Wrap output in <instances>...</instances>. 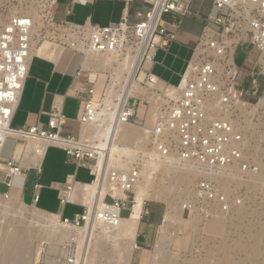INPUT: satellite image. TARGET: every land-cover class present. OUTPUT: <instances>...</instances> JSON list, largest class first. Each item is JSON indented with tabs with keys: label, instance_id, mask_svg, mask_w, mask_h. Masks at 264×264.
Returning <instances> with one entry per match:
<instances>
[{
	"label": "built area",
	"instance_id": "2783aa9c",
	"mask_svg": "<svg viewBox=\"0 0 264 264\" xmlns=\"http://www.w3.org/2000/svg\"><path fill=\"white\" fill-rule=\"evenodd\" d=\"M139 1L150 4V9L145 14L138 13V23L129 24L123 16L118 22L100 26L88 21L77 24L55 20L57 0H4L6 10L0 28V150L8 137L39 144L43 154L47 145H55L77 165L89 168V184L105 185L102 199L91 204L69 200L68 195L75 189L72 180L59 190L61 205L71 201L82 205V211L71 217L58 216L62 225L74 230L94 221L118 225L121 210L129 202L131 207L134 204L135 196L132 201L129 196L141 178L142 163L151 158H174L201 171L191 197L182 203V211L188 215L232 214L254 198L247 183L264 179V0H211L214 7L226 12L206 16L217 28L204 26L176 85L159 80L150 64L155 51L167 52L174 40V35L166 30L168 21L164 16H171L170 23L177 26L179 18L190 15L192 0ZM69 12L68 9L66 13ZM44 40L83 54L114 58L116 71L105 70L103 81L100 68L87 72L83 81L81 72L75 76L79 91L84 94L78 117L80 132L76 136L62 132L67 118L58 109L48 113L47 130L11 126L33 48ZM239 45L258 52L253 72L241 81L240 69L234 63ZM133 69V79L143 92L125 96L123 85ZM247 81L249 88H245ZM101 120L111 127L120 123L142 127L146 150L128 151L127 147L121 156L126 166L111 164L101 169L105 150L98 148L97 138L82 131L83 127L95 128ZM21 171L14 158L0 157L1 182L6 187L0 198L11 197L8 191ZM36 171L38 175L39 168ZM219 172L233 177L226 190L213 178ZM39 187L35 179L33 188ZM260 197L264 200L261 192ZM37 199L35 193L34 206ZM77 249L75 238L62 244L58 264H80Z\"/></svg>",
	"mask_w": 264,
	"mask_h": 264
},
{
	"label": "crops",
	"instance_id": "0c3cea01",
	"mask_svg": "<svg viewBox=\"0 0 264 264\" xmlns=\"http://www.w3.org/2000/svg\"><path fill=\"white\" fill-rule=\"evenodd\" d=\"M68 9L70 12L66 13ZM149 9L150 4L139 0H57L54 16L61 14L63 17L59 20L77 24L88 21L100 26L118 22L125 16L129 24H136L141 20L138 13L145 14ZM189 10L190 15L179 18L177 26L170 23L171 16L165 18L168 21L166 30L174 35V40L169 44L167 52L156 50L150 64L151 72L168 85H176L180 81L204 26L212 25L206 16L226 12V9L219 10L214 7L211 0H192ZM53 45L55 44H52L45 54L32 55L11 126H36L38 129L47 130L48 113L58 109L67 118L62 125V132L76 136L80 132L78 117L83 109L84 94L79 91V82L74 79L76 74L81 72L83 81L87 72L99 69L96 68V54L91 53L89 56L68 47L55 45V48ZM7 139L13 141V146L8 154L2 155ZM26 144L27 142L8 137L1 147V158H14L22 167L21 175L16 179L14 187L9 189V194L32 200L36 193L38 199L35 206L38 209L61 217H71L81 212L83 208L79 203L71 201L61 205L58 194L70 180L74 181L75 188L81 184H89L92 180L89 168L77 165L60 147L47 145L40 161L39 173L36 175L37 168L28 164L32 153L29 151L27 156L24 153L16 155L17 147H25ZM80 173H86L87 177L79 178ZM35 179L40 185L37 190L33 188ZM1 180L0 174V191L4 192L6 187ZM42 200L43 204L38 205ZM67 206L77 210L71 211ZM166 210L167 204L161 200H144L129 264L154 263L160 227L164 225ZM129 214V206L121 210L122 218H127Z\"/></svg>",
	"mask_w": 264,
	"mask_h": 264
},
{
	"label": "bare ground",
	"instance_id": "6f19581e",
	"mask_svg": "<svg viewBox=\"0 0 264 264\" xmlns=\"http://www.w3.org/2000/svg\"><path fill=\"white\" fill-rule=\"evenodd\" d=\"M51 46L52 43L44 40L33 48L32 54H45ZM53 46L56 48L55 45ZM90 54L91 53L87 52V55L90 56ZM103 56L96 55V68L110 67L109 69H112L114 60H111V58L109 59V57L112 56ZM102 59L104 61H101ZM114 71L116 70L113 68V72ZM134 74L135 69L129 71V75L126 78V83L123 85L125 96L143 91L138 82L133 79ZM141 77L142 74L139 78ZM101 122L102 123L95 125V128L83 127L82 130L83 133H87L89 135L91 134L92 136L97 138L99 140L98 148L105 150L102 152L104 155L103 161H101L99 164V167L101 169H104L106 165L111 164L117 167L125 166L126 161L121 159V156L125 151H127V147L128 151H130L131 149V151H134L135 149H142L143 151L146 150V140L141 139L138 136L137 131L129 127L128 124L120 123L111 127L110 124L103 123L104 120H101ZM140 128L143 129L142 127ZM137 144L144 145L145 147L140 148L141 146ZM29 151L32 154L30 155V162L28 164L32 165L33 167L39 168L40 161L43 156V147H41L39 144L28 141L25 147H17L16 155L19 156L24 153L25 156H27ZM26 162L28 161L26 160ZM159 166H162L163 170L165 171H167V169H170L173 172V178L175 179L176 183L186 185V189H180L182 194L186 193L187 189L189 188L188 185L189 183L193 182L192 180L195 175L201 172L195 165L187 162H179L174 158L165 160L151 158L148 160H144L141 167V178L133 187L136 195L134 204L131 207V212L127 218H121L118 225L106 226L94 221L79 229H75V232L71 227L62 225L59 222L58 215L42 211L32 203L31 207L36 212L43 214L42 217H37V219L35 218L32 220L33 222L37 223L35 225V228L36 226H42L44 228L43 232H45V235L50 237L57 236L60 238H65L66 236H69L70 239L75 238L78 247L77 257L80 260V264H129L131 251L135 246L134 239L136 227L141 214L142 205L146 197L151 196V194L148 195V191H153L156 197H167L172 189L170 188L171 186L161 187L153 185V181H151V170ZM228 176L229 175L219 172L216 173L213 178L219 183L223 190H226L228 187V183L230 182L229 180L233 178ZM18 178L19 176L14 177V185L16 184L15 182ZM247 184L252 190L259 189V192L264 195V179H252L251 182ZM75 189H77V191L73 190L68 195V198L70 200H78L87 204H91L92 202L101 200L105 191L107 190L105 185H102L100 187L96 184H83L79 185V187H76ZM3 200L4 202L2 206L5 210L9 209L10 211H15L14 208H16L18 210L17 212L20 213L25 209L23 203H18V197L16 196L12 195L10 199L8 198ZM175 211L176 210L174 206L170 204L167 205V210L164 216V225L160 227L161 230L158 237L154 264H163V262H165L163 258L164 256L162 257L161 254L164 255L165 250L169 245L167 243V240L171 237V235L170 237L168 235L169 230H167V228H170L169 226L175 224V222L177 221V211ZM241 212H245V210L243 209V207H238V209H236L232 214L235 215ZM252 213H255V210H253ZM260 213L264 214V210H261ZM219 216L224 217V215ZM191 217L194 218L193 215ZM182 221H184V219H181L180 223H182ZM24 224H22V226L19 225L20 227H18L17 231H13V233L7 234L4 232L0 234V264H35L31 258V243L29 242V237L32 229L34 228V224H29V226L32 225V227L23 226ZM261 229L262 232L255 235V238L257 239L256 241H260V237L262 235L264 236V223H262ZM67 232H69V235H67ZM125 241L129 243V247L127 249L121 247L122 245H124L123 243H125ZM183 241L184 238L182 240H176L175 243L182 244ZM107 245H110V248L107 247ZM250 250H255V246H251ZM37 255L38 254L36 253V256ZM34 259V261H36V257ZM46 264H54V261H47Z\"/></svg>",
	"mask_w": 264,
	"mask_h": 264
},
{
	"label": "rangeland",
	"instance_id": "374dc122",
	"mask_svg": "<svg viewBox=\"0 0 264 264\" xmlns=\"http://www.w3.org/2000/svg\"><path fill=\"white\" fill-rule=\"evenodd\" d=\"M3 4L4 0H0V28L5 15L4 11L6 10V7L4 8ZM60 10L61 9H59V12ZM54 17L55 20H59L63 16L61 14H57ZM164 17L166 18L167 16ZM257 53V50L254 48L246 47L244 45H239L236 48L234 52V63L240 69L238 80L241 81L242 77L250 75L253 72ZM104 56L106 57L108 55ZM110 58L111 60H114V58L109 57V59ZM101 61L104 60L102 59ZM99 68L102 70L100 78L103 81L107 76L105 70H108L110 67ZM249 87L250 81H247L245 88ZM260 89H262L261 84ZM141 92L143 91H139L138 93ZM247 99L254 100L255 97H247ZM128 125L133 128V130L137 131V134L141 139L146 140V146L147 139L145 132L142 131L143 129L136 125ZM12 146L13 141L7 139L1 154H8L11 151ZM140 146V148L145 147L144 145ZM200 176L201 173H197L192 180L193 182L189 183V188L186 193L182 194L180 189H186V185L176 183L173 178V172L170 169L165 171L162 166H159L151 170V181H153V185L161 187L171 186L170 188L172 189L167 197H156L153 191H148V195L151 194V196L146 197V199L161 200L167 205L170 204L174 206L177 211V221L175 224L169 226L170 228H167V230H169L168 235L169 237L171 235V237L167 240L169 245L165 250L164 255L161 254L162 257L164 256L163 258L165 262H163V264H264V236L262 235L260 237V241L258 240L259 242L256 241L257 239L255 238V235L262 232V223H264V214L260 213L261 210H264V200L260 197V192L258 190L248 191L254 198L251 197V203L249 205L244 204L245 208L243 207V209L245 212L235 215L230 213L224 217H220L217 213H211L208 216L196 213L193 215V218L191 217L192 215L189 216L186 212L182 211L181 207L182 203L191 197L193 186ZM78 177L85 179L87 175L86 173H80ZM238 185L241 186L242 184ZM133 193H135L134 190ZM133 193L129 196L130 201H132V198L136 195V193L134 195ZM3 202L4 200L0 198V234L4 232L7 234L13 233V231H17L18 227L22 226L24 223L26 224L23 226L28 227H32L34 224V228L32 229L29 237V242L31 243L32 261L35 264L37 261V264H46L47 261H54V264H58V261L62 257L61 245L69 241V236H66L65 238L57 236L50 237L45 235V232H43L44 228L42 226H36L35 228L37 223L32 220L35 218L37 219V217H42L43 214L36 212L31 207L33 203L32 200L18 198V203H23L25 206V209L20 213L17 212L18 210L16 208H14L15 211H10L9 209V211L5 210L2 206ZM42 204L43 200L38 205L41 206ZM128 206L131 207V202H129ZM67 209H70L71 211L77 210V208H72L70 206H67ZM253 210H255V213H252ZM7 219L10 220L8 221ZM181 219H184L182 223H180ZM29 224L32 225L29 226ZM74 231L76 232V230ZM67 235H69V232H67ZM183 238L184 241L182 244L175 243L176 240H182ZM125 243H123L124 245L121 247L127 249L129 247V243L126 241ZM251 246H255V250H250ZM107 247L110 248V245H107ZM36 253L38 254L37 256ZM35 257L36 261H34Z\"/></svg>",
	"mask_w": 264,
	"mask_h": 264
}]
</instances>
